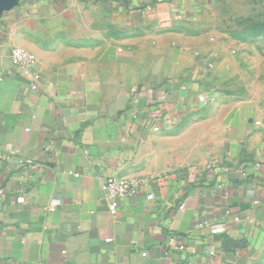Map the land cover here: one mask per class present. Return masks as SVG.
I'll return each mask as SVG.
<instances>
[{
	"label": "crops",
	"instance_id": "1",
	"mask_svg": "<svg viewBox=\"0 0 264 264\" xmlns=\"http://www.w3.org/2000/svg\"><path fill=\"white\" fill-rule=\"evenodd\" d=\"M217 2L0 13V264L246 263L264 240V74L225 49L255 34L235 18L227 37ZM13 47L36 61L37 90ZM111 177L149 180L115 216Z\"/></svg>",
	"mask_w": 264,
	"mask_h": 264
},
{
	"label": "rangeland",
	"instance_id": "2",
	"mask_svg": "<svg viewBox=\"0 0 264 264\" xmlns=\"http://www.w3.org/2000/svg\"><path fill=\"white\" fill-rule=\"evenodd\" d=\"M215 22L221 24L224 31L229 28L226 36L230 37V20L237 18L242 27L255 32V44L230 47L220 45L230 56L245 58L244 64L248 72L259 70L264 74V0H218ZM233 51V52H232ZM214 65L211 70H213ZM189 167V166H188ZM245 264H264V240L259 247H253Z\"/></svg>",
	"mask_w": 264,
	"mask_h": 264
},
{
	"label": "built area",
	"instance_id": "3",
	"mask_svg": "<svg viewBox=\"0 0 264 264\" xmlns=\"http://www.w3.org/2000/svg\"><path fill=\"white\" fill-rule=\"evenodd\" d=\"M10 59L12 63L16 66V68L19 70V72L30 79V89L32 91L37 90L41 76L36 69V61L34 60V58L26 51L20 48L13 47L10 50ZM213 65V62L209 60L202 62V66L207 70H211ZM163 100L164 96L160 97V101ZM150 118L152 131H158V124L161 120L160 110L156 108L154 110V115ZM256 124L260 125V123ZM148 182L149 180L144 177L108 178L103 188L106 194V199L108 201V209L110 214L115 216L118 211V202L120 200L130 199L137 196L142 191V189L148 185ZM153 198L154 197L152 194H149L147 196L148 201L153 200ZM18 202L22 203L23 199H18ZM179 209L181 210L183 209V207L179 206ZM49 210H53V208H49ZM235 220L237 221L238 218H235ZM223 231L224 228H218L215 229L213 232L220 233ZM170 242H174V238H170ZM179 248L183 249V247L181 246Z\"/></svg>",
	"mask_w": 264,
	"mask_h": 264
},
{
	"label": "water",
	"instance_id": "4",
	"mask_svg": "<svg viewBox=\"0 0 264 264\" xmlns=\"http://www.w3.org/2000/svg\"><path fill=\"white\" fill-rule=\"evenodd\" d=\"M13 5V0H0V13Z\"/></svg>",
	"mask_w": 264,
	"mask_h": 264
},
{
	"label": "trees",
	"instance_id": "5",
	"mask_svg": "<svg viewBox=\"0 0 264 264\" xmlns=\"http://www.w3.org/2000/svg\"><path fill=\"white\" fill-rule=\"evenodd\" d=\"M252 34H255V32L251 31Z\"/></svg>",
	"mask_w": 264,
	"mask_h": 264
}]
</instances>
